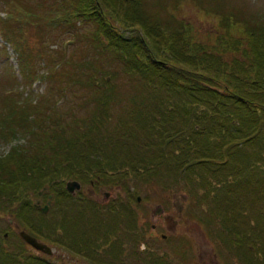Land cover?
<instances>
[{
	"label": "trees",
	"instance_id": "16d2710c",
	"mask_svg": "<svg viewBox=\"0 0 264 264\" xmlns=\"http://www.w3.org/2000/svg\"><path fill=\"white\" fill-rule=\"evenodd\" d=\"M6 2L11 9L0 15V32L17 52L13 77L23 72L20 81L45 80L47 87L24 99L10 87L1 94L0 133L10 146L0 153V200L8 195L0 217L15 205L17 183L36 182L30 190L37 193L46 185L52 206L66 192L71 200L61 205L73 202L77 209L63 216L59 232L74 238L84 256L92 246L116 254L127 239L148 231L140 223L139 207L148 200L143 188L165 198L183 186L186 213L203 225L213 222L220 231H210L224 248L245 251L250 264H264V10L243 0ZM186 2L212 16L215 26L205 38L182 15ZM13 8H25L26 17H20L26 27ZM41 18L55 27L69 25L72 36L56 53L43 51L48 37L38 52L25 43V29L31 23L41 28ZM45 56L46 66L38 69ZM131 145L135 152L128 153ZM61 173L66 180L115 187L117 195L102 203L84 191L73 194L54 179ZM23 208L17 221L55 243L37 226L42 211L32 198ZM140 244L147 246L144 239ZM36 251H27L33 258L26 264H62ZM5 256L1 264H19L14 253Z\"/></svg>",
	"mask_w": 264,
	"mask_h": 264
},
{
	"label": "rangeland",
	"instance_id": "374dc122",
	"mask_svg": "<svg viewBox=\"0 0 264 264\" xmlns=\"http://www.w3.org/2000/svg\"><path fill=\"white\" fill-rule=\"evenodd\" d=\"M21 1L35 2L36 0H12V3H15L17 5L19 4L21 6V4L19 3ZM233 1L241 2V0ZM243 1H245L246 3H250V6L254 9L264 10V0ZM10 9L11 6L6 2V0H0V15H6L10 11ZM13 9L15 11V14L17 13L15 17L20 20L19 24L25 25L26 27L27 22L23 19V17H20V14H22L21 16H24V14L26 13L25 8L19 9L22 13H18L19 10H16L15 8ZM35 10L40 9L35 7ZM182 15L185 17V19L191 21L195 25V30H197L199 32V35L203 38H205L211 31V29H213L215 26L214 20L211 19L212 16L202 14L195 8L194 5L190 3L186 2V4L182 6ZM47 22L45 21V19L41 18L37 21V23L41 25V28L37 27L35 23H31V25L25 29L27 37L25 39V43L34 52L40 51L37 49L41 48V41L43 37L45 39L46 37L49 38V45L47 48H44L45 50H43L44 52H46V55H48L49 52L56 53L57 49L66 45V38L72 36L69 32L68 24H66V27L63 28L60 26L55 27V25H49ZM78 27L79 30H84L87 28L82 25ZM44 46L45 45H43V47ZM46 57L47 56H45L43 60L39 58L40 63L37 66L38 69L42 70L46 66ZM17 62V52L13 50L11 45L5 42L2 32H0V108H2L4 98V96H1V94L11 92V90H13V92L17 90L19 92H22V94L24 95L17 97L20 99H24L23 97H25V94H27L28 92H30V95H33L34 97L36 94L43 92L47 87V82L45 80L34 81L32 85H29V83L27 82L20 81V77H24L23 72H20L17 80H15L13 74L14 72L17 73L15 71L16 68H18ZM255 77L257 78V76ZM222 78L227 79L228 76ZM260 78L263 79L264 75H261ZM9 87L11 90L9 89ZM75 97L76 96H72L73 99ZM81 113L88 114L90 113V109L82 108ZM144 140H141L140 142ZM9 146L10 142H8L6 138H2L0 133V153L6 151ZM127 152H135L134 146L131 145L127 149ZM257 175L259 176L261 174ZM21 176L24 177L25 174L22 173ZM66 178L67 177L64 173H61L57 177H54L59 185L65 183L66 186L64 184L61 186H65L69 192L74 194L75 191H77V195H80L78 191H84L83 193L85 196L88 195L90 199H94L96 202L99 201L104 203L109 200L111 201V199L117 195L115 187L110 189L105 187L97 188L94 187L90 180L87 179H85L83 183L79 180L81 182V188L71 191L67 188V181L69 179L66 180ZM35 183H26L24 180L21 181L20 184L17 183L16 187L18 188H16V192L13 193L12 199V202L14 200L15 205H11L9 207V212L7 215H5L4 217H0V260H5V255L8 252H12L17 256L19 264H26V262H24L26 261V258L28 260H32L33 258L32 255L27 254V251H30L32 253L35 252L37 254V249L33 246L30 245V247L28 246L29 248L27 249L22 246V244L24 243V239L20 236L19 230L23 228L24 225L22 222L19 223L17 221L21 219V214L25 215L24 212H26V209L23 207L27 204L30 198H32L34 202L39 198H48L51 200V195L49 194L48 187L46 185L41 188L38 193L36 191L30 190V186L35 185ZM146 187L143 188L142 194L148 197V200L143 202V205L139 207V210L141 211L140 223L143 224L148 231L142 233L140 230L141 236L134 241H130V239H127L124 242L123 246L118 247V250H116V254L112 252L104 253V250L98 252L92 249V246L91 248H87L84 251L90 254V256H84L83 252H80L78 250L77 241H75L74 238H68L64 232H59L58 227L63 224V216L67 215L65 216L66 218L72 217V211L76 212L77 210H75L73 202L72 205H69L67 207L68 209L64 208L61 205L62 201L67 202L71 200V196H69L66 192L61 193L57 196L56 200H58L59 206L51 205L46 212L42 210L41 215L35 216L36 218L40 219L37 226H42L41 231H43V233L45 234L51 235L52 237L55 236L56 242H52L42 234L37 236L52 248L53 254L50 256L55 261H59L62 264H106L107 261L121 264L125 260H134V264H160V261H163L164 264H250L248 261L246 262L243 260L245 251L240 250V252L237 253L234 250L235 247H233L232 249H228L227 247L224 248V245L220 244V242L217 240L216 231H210L211 229L219 230L218 228L215 229V225L213 224V222L212 224L209 223L207 225H203L201 221L185 212V209L187 208L186 201L188 199V193L183 186L174 187L176 192H172L165 198L163 197L164 193H156L155 189L151 188L148 190L146 189ZM140 193L141 192H139V194ZM121 194L124 195V192H122ZM5 196L6 200H0V206L4 205L7 201L8 195ZM42 205L44 206V203ZM158 208L161 210L158 211ZM96 216V212L93 211L91 217L96 219ZM29 218L32 217L30 216ZM226 232V230L223 231L224 235L226 234ZM112 239L114 240V243H118L116 237ZM140 239H144L146 241V248L141 247ZM132 242L133 246L130 244ZM231 245L232 244L230 241L227 246ZM8 247L12 251L9 250ZM181 248L183 249L184 253H180ZM165 253L169 254V259L167 261L163 260V254Z\"/></svg>",
	"mask_w": 264,
	"mask_h": 264
},
{
	"label": "water",
	"instance_id": "95a60500",
	"mask_svg": "<svg viewBox=\"0 0 264 264\" xmlns=\"http://www.w3.org/2000/svg\"><path fill=\"white\" fill-rule=\"evenodd\" d=\"M67 188L72 190L80 189L81 188V182L77 179H69L67 181ZM45 211L48 209V204H46L43 208ZM21 236L26 239L29 243H31L33 246H35L38 249H41L42 251L51 253L52 248L45 242L39 240L36 236L29 233L27 230L22 229L20 231Z\"/></svg>",
	"mask_w": 264,
	"mask_h": 264
},
{
	"label": "flooded vegetation",
	"instance_id": "af4514ba",
	"mask_svg": "<svg viewBox=\"0 0 264 264\" xmlns=\"http://www.w3.org/2000/svg\"><path fill=\"white\" fill-rule=\"evenodd\" d=\"M42 200H43V202H42ZM38 201H39V205H40V207L42 206L43 203H45V201H44L43 198H39ZM186 203H187V201H186ZM161 209H162V207H161ZM161 209L158 208V211H160ZM183 211H184V210H183ZM183 213H184V212H183ZM202 226H203V225H202ZM164 235H165V234H164ZM52 254H53V253H51V255H52Z\"/></svg>",
	"mask_w": 264,
	"mask_h": 264
}]
</instances>
